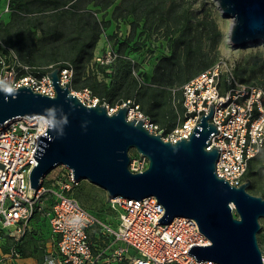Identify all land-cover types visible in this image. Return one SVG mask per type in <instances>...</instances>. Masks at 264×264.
Wrapping results in <instances>:
<instances>
[{"label": "built area", "instance_id": "2783aa9c", "mask_svg": "<svg viewBox=\"0 0 264 264\" xmlns=\"http://www.w3.org/2000/svg\"><path fill=\"white\" fill-rule=\"evenodd\" d=\"M235 65L232 60L219 59L180 87L184 119L173 128V138H163H189L212 103L214 111L209 121L218 132L206 149L218 148V176L240 186L246 180L251 159L264 148V87L241 81ZM73 70L72 66L60 69L62 85ZM5 73L9 86L29 85L37 92L56 94L48 72L17 75L10 67ZM124 105L128 106V119L134 110L135 118L143 119L151 132L158 133L152 129L158 125L139 104L128 100ZM106 107L110 114L118 110ZM41 118L45 116H17L0 124V264H15L22 257L24 237L40 215L47 219L54 241L42 264H220L213 259L198 260L189 252L194 244H211L194 218L177 216L169 223L158 221L165 207L155 195L141 199L108 195L110 208L119 211L120 223L115 229L75 196L74 188L82 180L75 178L69 166H54L37 188L32 187L30 174L38 162L34 153L47 130L39 127ZM148 166L146 156L138 153L131 157V171L142 172ZM6 243L9 245L4 247Z\"/></svg>", "mask_w": 264, "mask_h": 264}, {"label": "water", "instance_id": "95a60500", "mask_svg": "<svg viewBox=\"0 0 264 264\" xmlns=\"http://www.w3.org/2000/svg\"><path fill=\"white\" fill-rule=\"evenodd\" d=\"M221 13L231 19L229 41L235 46L264 42V0H215ZM60 68L48 71L56 94L37 92L29 85L7 95L0 83V124L17 117L43 115L50 121L39 139L31 186L54 166L65 164L75 178L87 179L110 197L141 199L155 195L165 211L158 221L177 216L194 218L211 244H194L189 252L220 264H264L257 233L264 217V196L251 193L248 177L231 185L216 172L217 147L208 150L218 132L209 121L214 106L202 114L189 138L165 140L151 132L141 118L128 119V106L109 113L103 103L87 104L73 93L70 83H60ZM149 159L142 172H133L129 151ZM234 207V208H233ZM234 209V210H233Z\"/></svg>", "mask_w": 264, "mask_h": 264}, {"label": "rangeland", "instance_id": "374dc122", "mask_svg": "<svg viewBox=\"0 0 264 264\" xmlns=\"http://www.w3.org/2000/svg\"><path fill=\"white\" fill-rule=\"evenodd\" d=\"M99 1L91 0L89 7L99 8V5L94 6L95 2ZM173 2L176 4L174 14H180L182 10H185L189 17L185 27L176 29V25L180 26V23L175 25L172 18H158L159 13L151 12L149 19L145 21L146 35H143V32L139 35V30L136 29L134 34L131 33L132 35H130L132 39L128 46L124 49L120 46L121 52L118 48V38H123L125 34L129 36L130 32L133 31H131L132 19L129 17L113 18L115 5L106 11L99 12V18L104 16L106 19H111V24L104 28L99 36L91 67L95 69L97 63L111 62L116 55L123 54L126 59L131 61L132 69L127 73L126 71H119L120 69L116 66L112 68L113 75L110 77H104L100 71L99 78L104 79L112 88L108 92L103 89L102 85L94 87V89L91 87L73 88L75 75L73 70L72 75L65 78L70 83L73 93L82 97L86 103L93 104L95 100H98L99 103L117 109L128 100H131L134 105L139 104L136 94L137 86L152 81V76L159 64L157 58L161 56L160 53L172 57L171 62L166 60L163 63L165 68L161 69L160 72L165 74V80L161 85L166 94L171 96L175 109L178 111V123L181 121V85L219 59L225 58L235 62L236 74L241 81L264 87V42L248 43L244 46L233 45L229 41L231 19L221 13L215 0H165V9H168ZM11 4L10 0H0V22L8 20L6 8L8 7L9 11H13ZM180 4L183 5L180 6ZM40 15L41 13L38 12L29 14L30 17ZM183 34L189 35L185 38L186 41L182 40ZM39 35L40 32H38ZM145 36L146 39H144ZM187 41H190V46L185 43ZM188 50L189 55L186 54ZM10 67L15 68L17 75L31 73L40 76L48 72V70L43 69L45 66L40 69H32L24 61V58H21L13 48L2 41L0 36V81L6 84L10 80L5 69ZM47 68L52 70L55 67L50 64ZM89 69L87 68V70ZM108 71L110 72V69ZM125 92L130 94L129 98L124 97ZM112 100L113 104L111 103ZM141 110L144 112L143 109ZM130 114L132 118L137 116L134 110H131ZM145 115L152 121L149 115L146 113ZM152 129L160 132L165 139L174 137L173 129L168 132L159 126L158 128L152 127ZM129 154L131 157H136L138 152L135 148H131ZM246 177L252 180L250 186H254L253 189H250L249 186L248 190L251 193L264 196V148L254 157L252 168ZM86 182L89 183L90 181L83 179L74 188V193L85 206L117 229L120 223L119 211L116 212L110 208L106 191L100 187L98 191L94 192L93 189L86 187ZM46 220L41 215L38 216L33 222L32 230L24 237L21 245L23 260L26 257L30 259L32 257L38 264L43 263L46 241L50 233ZM259 220L261 227L257 236L264 256V217ZM8 245L9 243H6L4 247Z\"/></svg>", "mask_w": 264, "mask_h": 264}, {"label": "trees", "instance_id": "16d2710c", "mask_svg": "<svg viewBox=\"0 0 264 264\" xmlns=\"http://www.w3.org/2000/svg\"><path fill=\"white\" fill-rule=\"evenodd\" d=\"M10 1L13 11L7 12L8 20L0 22L2 41L13 48L21 58H24V61L32 69H40L45 66L43 69L49 71L50 68L47 66L50 64L60 69L72 66L75 71L73 80V88L75 89L84 87L94 89V87L102 85L103 89L108 92L112 88L104 79L99 78L100 71L104 77H110L113 75L112 68L116 66L120 69L119 71H126L127 73L132 69L131 61L126 59L123 54L117 55L111 62L97 63L95 69L91 67L99 36L103 29L111 24V19H106L104 16L99 18L98 13L102 10L106 11L115 5L113 18L129 17L132 19L131 31H133L130 32L129 36L125 34L123 38H118L120 52V46L123 49L128 46L132 39L130 35L134 34L136 29L139 30V35L142 32L143 35H146L145 21L149 19L151 12L159 13L158 18H172L175 25L180 23V26L176 25V29L185 27L189 20L185 10H182L180 14H174L176 7L174 2L168 9H165V0H100L94 4V6L99 5V8L96 7V9L89 7L91 0ZM34 12L41 13V15L30 17L29 14ZM38 32H40L39 36ZM187 37L189 35L183 34L182 40L186 41L185 38ZM185 43L190 46V41ZM189 53V50L186 51L187 55ZM160 55L157 58L159 64L152 76V81L137 86L136 94L141 109L160 128L168 132L179 124L177 120L178 111L175 109L171 96L166 94L161 85L165 80V74L160 72L161 69L165 68L163 63L166 60L171 62L172 57L167 56V54L162 55V53ZM87 68L90 69L87 70ZM129 96L130 94L125 92L124 97L129 98ZM111 103H114L113 100ZM180 104L182 106V121L184 119L182 92ZM253 159L249 163L245 178H248L246 176L252 168ZM253 188L254 186H250V189Z\"/></svg>", "mask_w": 264, "mask_h": 264}, {"label": "crops", "instance_id": "0c3cea01", "mask_svg": "<svg viewBox=\"0 0 264 264\" xmlns=\"http://www.w3.org/2000/svg\"><path fill=\"white\" fill-rule=\"evenodd\" d=\"M86 187L87 188H91L93 189L94 192L98 191V188H100V186L96 185V184H93L92 182H86ZM102 189V188H101ZM106 191V190H105ZM75 194V193H74ZM107 194V198H108V193L106 192ZM76 196V194H75ZM78 198V197H77ZM81 202V201H80ZM82 203V202H81ZM83 204V203H82ZM87 207V206H86ZM44 219V218H43ZM36 220V219H35ZM34 222V221H33ZM47 222V220H46ZM48 226H49V223L47 222ZM49 231H50V226H49ZM53 245H54V241H53V238H52V235H51V232L49 233V236L47 238V241H46V246H45V251H48L50 250L51 248H53ZM46 253V252H45ZM23 257H21L20 259H18L15 264H38L32 257L31 259L28 257H26L24 260L22 259ZM45 258V257H44ZM44 262V261H43Z\"/></svg>", "mask_w": 264, "mask_h": 264}, {"label": "clouds", "instance_id": "9594fccd", "mask_svg": "<svg viewBox=\"0 0 264 264\" xmlns=\"http://www.w3.org/2000/svg\"><path fill=\"white\" fill-rule=\"evenodd\" d=\"M0 83H2V81H0ZM14 91H15V89L13 87H11V86L3 88V92L6 94V96L13 94ZM50 123L51 122L48 121L47 119L41 118V122L39 124V127L47 128L50 125Z\"/></svg>", "mask_w": 264, "mask_h": 264}]
</instances>
